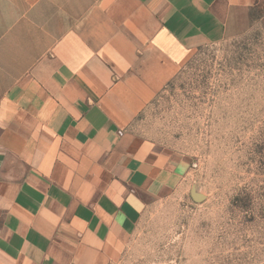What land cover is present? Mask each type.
<instances>
[{
  "label": "crops",
  "instance_id": "obj_1",
  "mask_svg": "<svg viewBox=\"0 0 264 264\" xmlns=\"http://www.w3.org/2000/svg\"><path fill=\"white\" fill-rule=\"evenodd\" d=\"M264 0H0V264H108L186 161L129 130Z\"/></svg>",
  "mask_w": 264,
  "mask_h": 264
},
{
  "label": "rangeland",
  "instance_id": "obj_2",
  "mask_svg": "<svg viewBox=\"0 0 264 264\" xmlns=\"http://www.w3.org/2000/svg\"><path fill=\"white\" fill-rule=\"evenodd\" d=\"M129 130L187 164L108 264H264V2L197 48Z\"/></svg>",
  "mask_w": 264,
  "mask_h": 264
}]
</instances>
